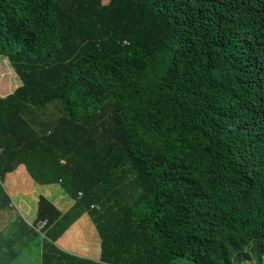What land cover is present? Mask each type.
Masks as SVG:
<instances>
[{"label": "trees", "instance_id": "obj_1", "mask_svg": "<svg viewBox=\"0 0 264 264\" xmlns=\"http://www.w3.org/2000/svg\"><path fill=\"white\" fill-rule=\"evenodd\" d=\"M0 85V264H264V0H0Z\"/></svg>", "mask_w": 264, "mask_h": 264}, {"label": "rangeland", "instance_id": "obj_2", "mask_svg": "<svg viewBox=\"0 0 264 264\" xmlns=\"http://www.w3.org/2000/svg\"><path fill=\"white\" fill-rule=\"evenodd\" d=\"M21 83H22V81L20 80V84ZM2 88L4 90V87L2 85H0V90ZM14 89H12V91ZM12 91L11 90L10 91L9 90H6V91H1L0 93L2 95H6V94L11 93ZM44 186H47V185H44ZM59 188L62 189L61 187H59ZM44 190L47 192V189L42 188V190L40 191L41 192V195H46V193H45ZM62 191H63L62 198L55 199L56 201L54 203L58 207H60L62 210H64V209L68 208L72 204V200L67 197V195L65 194V191L63 189H62ZM53 194H55V192L52 191V195L50 194V196H53ZM47 195H49V194H47ZM57 195H58V193H57ZM38 196L40 197V195H38ZM38 196H37V198H38ZM28 199L30 200L29 203L36 205V200L37 199H35V195H33V197L30 196ZM16 201L19 202L18 201V197H16ZM18 214H21L22 216L26 217L28 219V221H30V222L34 220L33 218H30L29 217L28 209H24L21 206L18 207V208L17 207H12L11 210L7 211V220L4 219V217L0 216V229L2 227H4L5 225H7L8 223H10L11 221H13ZM86 240L89 241L90 238L88 237V238H86ZM18 264H40V251H39V249L37 247H34L33 246L32 248H30L29 250H27L25 252L24 256H23V260L20 261ZM249 264H254V263H253V261H250Z\"/></svg>", "mask_w": 264, "mask_h": 264}, {"label": "crops", "instance_id": "obj_3", "mask_svg": "<svg viewBox=\"0 0 264 264\" xmlns=\"http://www.w3.org/2000/svg\"><path fill=\"white\" fill-rule=\"evenodd\" d=\"M20 80L22 81V79H20ZM22 83H23V81H22ZM14 90L12 92H14ZM0 95L1 96H6L8 94L2 95L0 93ZM59 187H60L59 184H51V185L44 186L43 184H37V183H35L34 186H33V188L30 190V193L25 194V193H22V192H18V193L14 194L12 196V200H13L14 207H17L18 208V207L21 206L24 209H28L29 217L35 219L36 212H37V204H38V201H39V196L38 195H41V192L40 191L42 190V188L47 189V192L44 190L45 193H46L45 196H47L53 202H55L56 201L55 199H60V198H62V195H63V193H62V191H61V189ZM52 191L55 192V194H53V196H50V194L52 195ZM57 193H58L59 196L57 195ZM47 194H49V195H47ZM33 195H35V199H37L36 200V205L29 203L30 200L28 198L30 196L33 197ZM37 196H38V198H37ZM16 197H18V201L19 202L16 201Z\"/></svg>", "mask_w": 264, "mask_h": 264}, {"label": "bare ground", "instance_id": "obj_4", "mask_svg": "<svg viewBox=\"0 0 264 264\" xmlns=\"http://www.w3.org/2000/svg\"><path fill=\"white\" fill-rule=\"evenodd\" d=\"M247 133H248V132H247ZM261 136H262V134H261ZM257 138H258V137H257ZM261 139H262V138H261ZM221 147H222V146H221ZM221 147H220V148H221ZM218 148H219V147H218ZM220 148H219V149H220ZM224 148H225V147H224ZM224 150H225V149H224Z\"/></svg>", "mask_w": 264, "mask_h": 264}, {"label": "built area", "instance_id": "obj_5", "mask_svg": "<svg viewBox=\"0 0 264 264\" xmlns=\"http://www.w3.org/2000/svg\"><path fill=\"white\" fill-rule=\"evenodd\" d=\"M46 222H44L43 224H42V226L45 224Z\"/></svg>", "mask_w": 264, "mask_h": 264}]
</instances>
